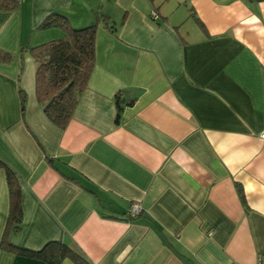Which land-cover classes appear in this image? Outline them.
I'll use <instances>...</instances> for the list:
<instances>
[{"label": "crops", "instance_id": "obj_1", "mask_svg": "<svg viewBox=\"0 0 264 264\" xmlns=\"http://www.w3.org/2000/svg\"><path fill=\"white\" fill-rule=\"evenodd\" d=\"M13 1L0 11V50L14 56L0 62V160L22 221L6 241L62 242L91 264H264V0ZM54 11L75 28L98 21L64 129L36 99L28 52L60 36L38 28ZM8 212L0 169V264H47L2 248Z\"/></svg>", "mask_w": 264, "mask_h": 264}, {"label": "trees", "instance_id": "obj_2", "mask_svg": "<svg viewBox=\"0 0 264 264\" xmlns=\"http://www.w3.org/2000/svg\"><path fill=\"white\" fill-rule=\"evenodd\" d=\"M20 4L13 0H0L1 12H13ZM98 21L75 28L69 18L59 11L47 15L39 25L40 30L58 29L63 38L50 40L29 48L28 52L34 62L35 96L48 120L64 129L70 121L77 105L78 97L87 89L89 78L95 65V40ZM24 50L20 51L23 54ZM14 56L0 50V62L11 63ZM18 94L22 102L25 92L19 88ZM120 96L116 95L115 123L120 121ZM133 101L127 102L132 105ZM0 169L6 176L9 194V212L6 228L2 237L3 249L17 255L42 260L47 264H61L70 260L74 264H91L77 249L62 242H50L39 251H30L11 245L6 241L10 227L16 230L22 221L20 186L15 172L0 160ZM236 193L243 206L247 207L241 185L235 183ZM134 218V217H129Z\"/></svg>", "mask_w": 264, "mask_h": 264}, {"label": "built area", "instance_id": "obj_3", "mask_svg": "<svg viewBox=\"0 0 264 264\" xmlns=\"http://www.w3.org/2000/svg\"><path fill=\"white\" fill-rule=\"evenodd\" d=\"M154 16V14H152ZM262 138H264V134L261 135ZM140 207L137 204H132L130 207L129 217H136L140 214Z\"/></svg>", "mask_w": 264, "mask_h": 264}, {"label": "rangeland", "instance_id": "obj_4", "mask_svg": "<svg viewBox=\"0 0 264 264\" xmlns=\"http://www.w3.org/2000/svg\"><path fill=\"white\" fill-rule=\"evenodd\" d=\"M42 31H46V30H42ZM53 31V30H52ZM55 31V30H54ZM59 37L57 38V37H55L54 39H59V38H63V33L61 32V33H59ZM54 39H49V40H47V41H50V40H54ZM47 41H45V42H47Z\"/></svg>", "mask_w": 264, "mask_h": 264}]
</instances>
